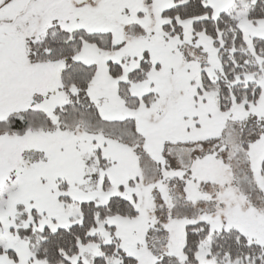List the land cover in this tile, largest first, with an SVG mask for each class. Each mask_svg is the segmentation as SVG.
<instances>
[{
  "label": "snow or ice",
  "instance_id": "1",
  "mask_svg": "<svg viewBox=\"0 0 264 264\" xmlns=\"http://www.w3.org/2000/svg\"><path fill=\"white\" fill-rule=\"evenodd\" d=\"M0 264H264V0H0Z\"/></svg>",
  "mask_w": 264,
  "mask_h": 264
}]
</instances>
